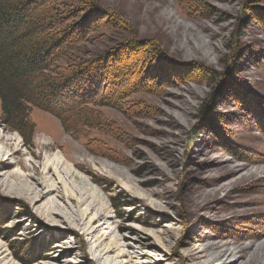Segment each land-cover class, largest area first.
I'll return each instance as SVG.
<instances>
[{"label":"rangeland","instance_id":"374dc122","mask_svg":"<svg viewBox=\"0 0 264 264\" xmlns=\"http://www.w3.org/2000/svg\"><path fill=\"white\" fill-rule=\"evenodd\" d=\"M94 1L74 55L111 56L126 93L83 134L36 107L30 143L0 123V264H264V0Z\"/></svg>","mask_w":264,"mask_h":264},{"label":"trees","instance_id":"16d2710c","mask_svg":"<svg viewBox=\"0 0 264 264\" xmlns=\"http://www.w3.org/2000/svg\"><path fill=\"white\" fill-rule=\"evenodd\" d=\"M66 3L0 0V123L22 135L26 143L34 134L33 108L53 114L66 132L77 135L101 126L97 106L116 107L126 93L109 88L120 87L127 76L124 69L107 66L111 56L83 63L74 55L108 13L94 0H81L79 10ZM74 18L79 20L73 22ZM139 46L128 43L124 48L127 53L148 49L160 54L154 47ZM90 104L95 107L88 108ZM207 108L205 112L210 111Z\"/></svg>","mask_w":264,"mask_h":264},{"label":"bare ground","instance_id":"6f19581e","mask_svg":"<svg viewBox=\"0 0 264 264\" xmlns=\"http://www.w3.org/2000/svg\"><path fill=\"white\" fill-rule=\"evenodd\" d=\"M19 137V136H18ZM16 138V137H15ZM1 139V138H0ZM2 140H4L6 143L8 142V141H12L13 139L12 138H10L9 136L8 137H6V138H3ZM3 141V142H4ZM3 142H0V143H2L3 144ZM14 144V143H13ZM15 145V144H14ZM5 147V146H4ZM1 148V147H0ZM4 151V150H3ZM9 151V150H8ZM6 152V151H5ZM10 152V151H9ZM0 156H1V158H3V153L2 152H0ZM62 161V156L61 155H59V154H56V155H54L52 158H51V163H52V165H54L55 163L57 164V162L58 163H60ZM65 161V160H64ZM66 164V163H65ZM61 165H63V163H61ZM75 166H77L78 168H81V166L80 165H78V164H74ZM69 166V165H68ZM65 167H67V166H65ZM44 168H47L48 170H50L51 169V165H49L48 164V162H46V164H45V167ZM55 170V169H54ZM57 170V169H56ZM60 171V170H59ZM13 172V171H12ZM12 172H5L4 174H2V175H4V177L5 178H7L9 175H10V173H12ZM54 172H56V171H54ZM68 172V175H69V177H71V178H74V179H76V177H78L77 175H75V173H73V172H71V171H67ZM54 174V173H53ZM28 176V175H27ZM57 178V177H56ZM55 179V178H54ZM62 180V179H61ZM44 181L47 183L48 182V180L46 179V178H44ZM57 181V180H56ZM81 183H83V184H85V182L83 181V180H81ZM40 185H42L41 184V182L39 181V180H37V181H35V183H33V184H31V187L30 186H27L28 187V189L29 190H32V193H34L35 194V196H34V201H37V200H40V199H42L44 196H46V195H50L49 196V198L52 196V194L54 193V192H56V190H57V186H56V184H54L53 182H51L50 183V185H46V186H48L47 187V189L44 191V192H39V191H35L36 189H37V187L38 186H40ZM85 186V185H84ZM85 188V187H84ZM42 190V189H41ZM85 192H86V189H85ZM84 192V193H85ZM54 195V194H53ZM66 195V194H65ZM63 195V197L65 198H67L69 201H71V202H75V204L76 205H79V204H81L82 202H83V199H81L80 201H74V198L71 196V195ZM63 197H62V199H63ZM148 245V244H147ZM111 249L109 248L106 252H109ZM234 254V251L232 250V251H227V252H225L224 254H223V256H225V255H227V258L228 257H230V256H232ZM211 257V256H210ZM222 264H225V261H223L222 262Z\"/></svg>","mask_w":264,"mask_h":264}]
</instances>
